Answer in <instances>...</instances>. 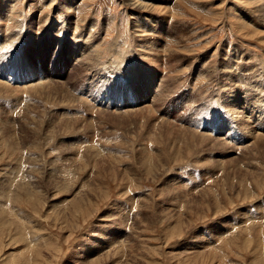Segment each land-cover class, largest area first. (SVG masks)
Masks as SVG:
<instances>
[{"label":"rangeland","instance_id":"rangeland-1","mask_svg":"<svg viewBox=\"0 0 264 264\" xmlns=\"http://www.w3.org/2000/svg\"><path fill=\"white\" fill-rule=\"evenodd\" d=\"M253 1L0 0V264H264Z\"/></svg>","mask_w":264,"mask_h":264},{"label":"bare ground","instance_id":"bare-ground-1","mask_svg":"<svg viewBox=\"0 0 264 264\" xmlns=\"http://www.w3.org/2000/svg\"><path fill=\"white\" fill-rule=\"evenodd\" d=\"M139 1H140V0H139ZM139 1H137V0H128V5H129V6H132L133 8H136V9H144V8H147V6L143 5V4L140 3ZM253 3H254L253 5L256 6V7L259 6L260 4H261L260 6H264V0H258V1L255 0V1H253ZM133 8H132V9H133ZM152 8H153V7H152ZM164 8H165V6H164ZM154 9H156V8H154ZM254 11H256V10H254ZM259 13L261 14V18H260V19H262V21H263V19H264V8H261L260 11H259ZM255 22H257V21H255ZM136 24H137V23H136ZM133 25H134V24H133ZM136 32H137V31H136ZM142 32H143V31H142ZM140 34H141V33H140ZM135 41H136V40H135ZM135 43H136V42H135ZM135 45L138 46V44H135ZM74 46L76 47V44H74ZM76 48H77V47H76ZM70 50H72V52H73L74 49L71 48ZM76 50H77V49H76ZM76 50H75V51H76ZM75 51H74V52H75ZM82 52H83V51H82ZM142 53H143V52H142ZM245 53H246V52H245ZM85 55H86V54H85ZM241 57H242V56H241ZM215 61H216V60H215ZM209 62H210V61H209ZM219 62H220V61H219ZM241 62L244 63L243 60H241ZM241 62H240V63H241ZM221 63H223V61H222ZM224 63H225V62H224ZM240 63H239V64H240ZM217 64H218V63H217ZM236 64H237V63H236ZM246 64H247V62H246ZM243 65H244V64H243ZM249 65H250V64H249ZM229 66H230V65H229ZM223 67H224V66H223ZM224 68H226V67H224ZM231 68H232V66H231ZM254 68H255V67H254ZM254 68H253V69H254ZM221 69H223V68H221ZM253 69H251V70H253ZM224 70H225V69H224ZM236 70H237V69H236ZM229 71H230V70H229ZM237 71H239V70H237ZM213 72H214V71H213ZM219 72H220V71H219ZM223 72H224V71H223ZM227 72H228V71H227ZM220 73H221V72H220ZM224 73H225V72H224ZM214 74H215V73H214ZM214 74H213V75H214ZM230 74H231V73H230ZM201 75H202V74H201ZM257 75H258V74H257ZM263 75H264V74H263ZM261 77H262V76H261ZM229 78H230V77H229ZM259 78H260V77H259ZM222 79H223V78H222ZM235 79H236V78H235ZM255 79H256V78H255ZM257 79H258V78H257ZM162 80H163V79H162ZM187 80H188V79H187ZM229 80H230V79H229ZM232 80H233V79H232ZM236 80H237V79H236ZM220 81H221V80H220ZM255 81H256V80H255ZM260 81H261V80H260ZM256 82H257V81H256ZM149 83H150V82H149ZM149 83H146V84H149ZM238 83H239V82H238ZM211 84H213V82H212ZM211 84H210V85H211ZM249 84H250V83H249ZM234 85L239 86L240 84H239V85L234 84ZM241 85H242V84H241ZM241 85H240V86H241ZM149 86H150V85H149ZM215 86H216V85H215ZM245 86H246V85H245ZM259 86H260V85H259ZM2 87H4V86H2ZM209 87H210V86H209ZM251 87H252V86H251ZM251 87H250V88H251ZM0 88H1V87H0ZM215 88H216V87H215ZM222 88H223V87H222ZM252 88H253V87H252ZM2 89H3V88H2ZM224 89L226 90L225 87H224ZM227 89H228V88H227ZM229 89H230V88H229ZM253 89H254V88H253ZM258 89H259V88H258ZM258 89H254V90H257V92H258ZM0 90H1V89H0ZM147 90H148V89H147ZM177 90H178V89H177ZM148 91H149V90H148ZM223 91H224V90H223ZM223 91H222V92H223ZM227 91H228V90H227ZM229 91H230V90H229ZM251 91H252V90H251ZM215 92H216V91H215ZM215 92H214V93H215ZM261 92H262V91H261ZM261 92H260V94L262 95V93H264V92H262V93H261ZM148 93H149V92H148ZM51 97H52V96H51ZM214 99H215V98H214ZM235 99H236V98H235ZM215 100H216V99H215ZM220 101H221V100H220ZM215 103H217V102H215ZM255 103H256V102H255ZM138 108H139V107H138ZM142 109H143V108H142ZM233 109H235V107H234ZM146 110H147V109H146ZM150 111H152V110H150ZM147 112H148V111H147ZM147 112H146V113H147ZM232 112H233V111H232ZM234 112H238V111L235 110ZM141 113H142V112H141ZM141 113H140V114H141ZM151 114H152V113H151ZM232 114H233V113H232ZM236 114H237V113H236ZM230 115H231V114H230ZM152 117H153V116H152ZM244 120H246V119H244ZM137 123H138V122H137ZM241 124H242V123H241ZM242 125H243V124H242ZM168 126H169V125H168ZM243 126H244V125H243ZM155 127H156V126H155ZM244 127H245V126H244ZM167 128H168V127H167ZM171 129H172V128H171ZM171 129H170V130H171ZM191 129H192V128H191ZM246 129H247V127H246ZM161 131H162V130H161ZM191 131H192V130H191ZM194 131H195V130H194ZM194 131H193V132H194ZM168 132H169V131H168ZM182 132H183V130H182ZM184 132H186V131H184ZM184 132H183V133H184ZM188 132H189V131H188ZM165 133H166V132H165ZM169 133H170V132H169ZM169 133H168V135L170 136ZM254 133H255V132H254ZM190 134H193V133H190ZM205 134H206V133H205ZM257 134H258V133H257ZM257 134H254V135L257 136ZM165 135H166V134H165ZM168 135H167V136H168ZM181 135H182V134H181ZM195 135H196V134H195ZM200 135H201V134H200ZM197 136H198V135H196V137H197ZM249 136H250V135H249ZM252 136H253V135H252ZM260 136H261V134H260ZM262 136H263V135H262ZM158 137H159V136H158ZM170 137H171V136H170ZM181 137H182V136H181ZM181 137H180V138H181ZM194 137H195V136H193L192 138H194ZM198 137H199V136H198ZM258 137H259V134H258V136H257L256 138H258ZM175 138H176V140H177V137H175ZM183 138H184V137H183ZM187 138H188V137H187ZM189 138H190V137H189ZM208 138H209V137H208ZM208 138L205 139V140H204V139H202V140L199 139V140H200V142H202L203 140H204V141L208 140ZM253 138H254V137H253ZM263 139H264V138H263ZM152 140H153V139H152ZM190 140L193 141V139H191V138H190ZM195 140H196V139H195ZM199 140H197V141H199ZM213 140H215V139H213ZM213 140H212V141H213ZM221 140H223V139H221ZM257 140H258V139H257ZM257 140H256V142H257ZM164 141H166V138H165ZM177 141H178V140H177ZM180 141H181V140H179V143H180ZM184 141H185V139H184ZM192 141H191V142H192ZM204 141H203V143H206V142H204ZM223 141H224V140H223ZM252 141H253V140H252ZM258 141H259V140H258ZM263 141H264V140H263ZM169 142H170V141H169ZM175 142H176V141H175ZM181 142H182V141H181ZM189 142H190V141H189ZM191 142H190V144H191ZM200 142H199V144H200ZM246 142L248 143L247 140H246L244 143H246ZM253 142H254V141H253ZM253 142H252V143H253ZM184 143H185V142H184ZM186 143H187V142H186ZM193 143H194V142H193ZM193 143H192V144H193ZM195 143H196V142H195ZM258 143L261 144L262 141H259ZM164 144H165V143H164ZM174 144H175V143H174ZM182 144H183V143H182ZM187 144H188V143H187ZM249 144H250V143H249ZM194 145H195V144H194ZM194 145H193L192 147H194ZM202 145H204V144H202ZM231 145H232V144H231ZM240 145H242V143H240ZM258 145H259V144H258ZM258 145H257V144L254 145V146L256 147V149H260V148H258ZM262 145H263V144H262ZM197 146H198V145H197ZM204 146H205V145H204ZM219 146H220V145H219ZM164 147H165V146H164ZM236 147H237V146H236ZM223 148H224V147H223ZM204 149H205V148H204ZM235 149H236V148H235ZM261 149H262V148H261ZM170 150H171V149H170ZM225 150H226V149H225ZM245 150H247V149H245ZM177 151H178V150H177ZM177 151H175V152H177ZM254 151H255V150H254ZM260 151H261V150H260ZM143 152H144V151H143ZM178 152H179V151H178ZM178 152H177V153H178ZM227 152H228V151H227ZM250 152H251V151H250ZM262 152H263V151H261V153H262ZM183 153H184V152H183ZM146 154H147V153H146ZM184 155H185V154H184ZM196 155L199 156L198 154H196ZM208 155H209V154H208ZM256 155H258V154H256ZM200 156H201V155H200ZM246 156H247V157L250 156V157L253 158L252 155H246ZM263 156H264V154H263ZM252 158L250 159V161L252 160ZM261 158H263V157H261ZM198 162H199V161H198ZM204 162H205V161H204ZM201 164H202V163H201ZM203 164H205V163H203ZM231 164H232V163H231ZM197 165H198V164H197ZM199 166H201V165H199ZM230 166H231V165H230ZM231 167H232V166H231ZM201 168H204V167H201ZM233 171H234V170H233ZM234 172H235V171H234ZM236 173H237V172H236ZM244 173H245V171H244ZM238 175H239V172H238ZM256 178H257V177H256ZM187 184H188V183H187ZM244 195H245V194H244ZM244 222H245V221H244Z\"/></svg>","mask_w":264,"mask_h":264}]
</instances>
